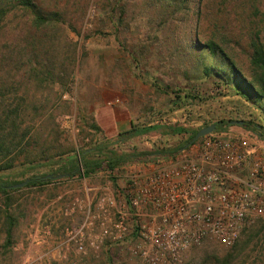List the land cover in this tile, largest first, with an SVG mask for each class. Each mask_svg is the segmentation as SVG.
<instances>
[{
	"label": "rangeland",
	"instance_id": "obj_1",
	"mask_svg": "<svg viewBox=\"0 0 264 264\" xmlns=\"http://www.w3.org/2000/svg\"><path fill=\"white\" fill-rule=\"evenodd\" d=\"M32 1L42 14H57V21L39 27L20 0H0L6 14L0 20V134L11 132L16 122L19 134L28 132L32 138L11 157L0 159L2 170L16 158L0 177L19 182L51 175L59 155L105 142L113 143L106 151L110 155L168 150L172 155L164 160L183 157L175 150H188L190 135H172L171 127L198 130L227 120L264 126L257 106L203 75L197 51L187 47L195 34L182 25L184 12L176 5L166 7L158 0ZM207 6L200 38L215 32L248 71L252 35L258 32L264 43V0H210ZM127 117L131 129H160L117 142L128 130L118 133L116 125ZM225 132L258 137L255 143L264 151L263 138L254 132L233 125ZM25 147L36 163L21 153ZM96 153V159L105 157ZM128 163L118 167L121 177L128 165L138 162ZM104 167L91 176L23 188L7 198L0 194V209L16 221L8 241L0 212V264H136L124 245L98 249L85 244L80 249V240L73 239L85 208L95 210L101 197L122 188L123 180L110 178ZM183 260L264 264V218L246 226L235 247L209 239L189 249Z\"/></svg>",
	"mask_w": 264,
	"mask_h": 264
},
{
	"label": "built area",
	"instance_id": "obj_2",
	"mask_svg": "<svg viewBox=\"0 0 264 264\" xmlns=\"http://www.w3.org/2000/svg\"><path fill=\"white\" fill-rule=\"evenodd\" d=\"M257 139L215 132L183 157L130 164L123 177L107 171L122 188L85 208L73 239L80 249L124 245L136 264H185V253L209 239L233 248L246 226L264 218Z\"/></svg>",
	"mask_w": 264,
	"mask_h": 264
},
{
	"label": "trees",
	"instance_id": "obj_3",
	"mask_svg": "<svg viewBox=\"0 0 264 264\" xmlns=\"http://www.w3.org/2000/svg\"><path fill=\"white\" fill-rule=\"evenodd\" d=\"M158 1H160L166 7L176 5L181 11L184 12L182 25H187L188 29L190 28L192 34H195L194 40L192 39L191 42H187V47L189 49L192 48L197 51L195 57L200 66H204L202 70L203 75L207 78H215L219 80L237 96H240L252 105L257 106L264 113V43L259 37V33L255 32L252 35V52L249 56V68L248 71L245 72L239 67L233 57L228 53L225 40L222 39V41H220L218 35L215 32H213L212 35L205 40L200 38L203 34L201 22L202 19L204 20V18L208 17L207 3H209L210 0ZM20 4L34 16V22L39 27L52 24L57 21V19L55 18L58 17L57 14H53V17L42 14L37 9L32 0H20ZM5 15L6 14L2 10H0V20ZM1 29L2 28L0 26V33ZM33 70L35 71V69ZM176 98L181 99V97L179 96H176ZM232 122V120L220 122L219 125L217 124L216 132H225L232 126ZM3 123L4 121L0 119V124ZM11 124V126H14L11 132H8L7 134L3 132L2 134H0V159L11 157V155L16 153V151L26 139H32L31 137L29 138L28 132H23L21 135L19 134L16 122H13ZM207 126L208 125H205V127ZM243 128L248 131L254 132L257 136L263 138L264 126H262L261 124L255 122H244ZM159 129L160 128H158L157 126L145 128L133 127L126 133L119 135L120 139L117 142H126L135 137L143 136L147 133ZM201 129L190 130L184 127H171L169 128V131L172 135H190L189 141L187 142V144H189ZM3 130H6V128H4ZM18 138H20L19 141H17ZM203 139L204 138L200 139L195 144L200 143ZM111 145H113V143L105 142L94 148L85 149L81 152H78V154H61L59 155L58 162L56 163L58 168L56 172L51 175L57 176L63 174L67 175L69 178H73L76 176L87 177L96 174L101 169H104L105 165L107 169H109V171H115L118 169V167L129 164L128 162H147L151 159H153L154 161H161L164 160L163 156L172 155V152L168 150H162L158 152H145L142 154L116 156L114 155V153H111V155L110 152L109 154L108 152L106 153ZM26 148L27 147L21 148V153L26 154V158L29 162L33 164L36 163L37 159L35 158L33 152L26 150ZM182 149L184 148L182 147L175 150V154H180V150ZM96 152H104L105 157H97L96 159ZM48 159L49 157L46 158V160ZM15 160L16 158L13 159V162ZM13 162L12 164L5 166V168H2V170L0 171H6L10 169L11 165H13ZM46 176H48V174L33 175L19 182H10L3 177H0V194L7 198L11 195L12 192L21 191L22 189H9V187L20 184L26 180H30V182L25 188L43 187L54 181L45 179ZM0 212L1 214H4L5 225L7 226L6 235L9 241L12 238V233L16 225V221L9 213V211L5 210V212H3V210L0 209Z\"/></svg>",
	"mask_w": 264,
	"mask_h": 264
},
{
	"label": "water",
	"instance_id": "obj_4",
	"mask_svg": "<svg viewBox=\"0 0 264 264\" xmlns=\"http://www.w3.org/2000/svg\"><path fill=\"white\" fill-rule=\"evenodd\" d=\"M233 126H240L243 127L244 126V122L243 121H233L232 122ZM217 130V125L213 124L207 127L202 128L195 136V138L186 145L185 149H188L190 146L194 145L196 142H198L200 139L207 137L213 133H215ZM263 141H264V135H263ZM68 177L67 175H48L45 177V179L47 180H60V179H64ZM30 180H26L20 184L14 185L9 187V189H23L25 188L28 184H29Z\"/></svg>",
	"mask_w": 264,
	"mask_h": 264
},
{
	"label": "crops",
	"instance_id": "obj_5",
	"mask_svg": "<svg viewBox=\"0 0 264 264\" xmlns=\"http://www.w3.org/2000/svg\"><path fill=\"white\" fill-rule=\"evenodd\" d=\"M123 119V118H122ZM124 121L122 122L121 121V125H119V124H117L116 126V131H118V133L120 132V131H129L131 128H129L130 127V121H128V117H127V119H123ZM120 128H123V129H121L120 130Z\"/></svg>",
	"mask_w": 264,
	"mask_h": 264
}]
</instances>
